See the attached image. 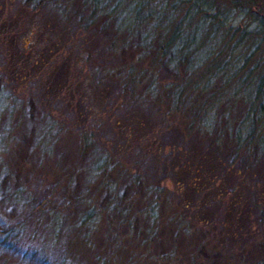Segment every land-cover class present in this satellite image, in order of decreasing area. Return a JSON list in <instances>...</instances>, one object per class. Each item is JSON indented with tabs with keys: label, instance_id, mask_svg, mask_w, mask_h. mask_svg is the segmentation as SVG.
<instances>
[{
	"label": "rangeland",
	"instance_id": "1",
	"mask_svg": "<svg viewBox=\"0 0 264 264\" xmlns=\"http://www.w3.org/2000/svg\"><path fill=\"white\" fill-rule=\"evenodd\" d=\"M51 1L39 0L38 5L32 7L28 0L24 3L20 0H0V73L13 76L14 73L28 72L23 79L15 76L6 82L3 77L0 78V227L18 220L23 223L18 241L11 239L0 244V264H157L156 256L167 251L171 244L182 255L177 264H260L258 260L264 256V231L262 235H257L242 216L246 209L244 202L248 200L246 186L264 190V176L257 181L250 172H244L224 177L218 174L209 180L218 173L219 166L216 168L215 162L199 160L197 173L200 179L195 181V185H202L203 180V188L195 192L179 190L180 199H190L192 202L191 211L197 212L199 207L201 211L204 199L216 189L225 188L229 181L240 182L243 186L242 197H237L234 203L232 197L223 194L225 197L221 195L208 207L209 217H217L220 223L208 231L199 232L200 229L193 228L190 231L178 226L177 218L172 216L170 196H167L170 201L165 200L161 205L158 223L138 215L129 228L124 223L118 226L121 217L119 205L123 196H127L133 187L131 177L128 173L120 177L119 196L114 207L110 208V199L113 197L111 190L100 183V176L95 175L97 156L103 154L106 147L112 152L114 161L117 159L113 176L118 175L119 168L129 161L148 160L143 164L146 168L145 177L140 179L137 186V190L142 193L138 194V206L143 202L146 188L157 177L158 171L164 175V164L167 174L163 181L168 186L174 185L176 180L188 181L190 177V170L183 168L193 162L191 152L184 153V159L179 161L180 164L185 162L186 166L183 167H178L170 156L165 161L153 156L148 159L144 155L149 154L151 149L157 150L156 146L160 142L177 136L181 128L179 123L174 124L177 129L173 132L156 128L154 132L151 131V126H158L155 113L131 102L123 106L117 102L103 105L105 101L100 100L89 85L92 75L88 76L84 72V68L88 70L87 67L90 71L96 60L113 64L135 57V52L141 48L140 42L149 34L151 44L139 55V62L146 63L160 36V29L156 27L158 18L153 17L152 11L165 10L173 3H181V0H149L153 6L139 7L142 11L135 18L132 10L139 0H94L97 19H108L107 36L115 33L118 39L122 38L125 42L122 45H108L106 36L94 32L89 35L86 48L85 42H81L79 37L66 32L65 29L74 28L72 25L64 26L56 8L57 2L50 7ZM64 2L85 15L89 12L92 0H58V3ZM101 12H105V15ZM222 13L221 26L204 21L208 20L206 18L198 20V31L195 33L202 40L197 46H212L220 36V31L214 29H224L222 26L228 23L242 25L247 30L260 29H254L259 24L258 18L247 16L245 11L230 8L223 9ZM185 20L186 16L181 20L183 35L186 36V32L189 35L191 29L193 31L196 28L191 24L185 26ZM116 24L120 25L119 32L114 30ZM97 25L92 29H98ZM58 38L66 43L62 53L60 57L48 59L44 49L53 44L51 49L57 51L61 44ZM56 41L59 44L54 45ZM252 45L255 42L248 49ZM3 46L9 47L8 57H3ZM87 50H90L89 56ZM28 54L37 60L25 62ZM161 66L160 79H166L175 75L182 64L163 63ZM14 82H19V86L13 89L15 93L11 89ZM10 90L17 99L9 96ZM227 105L228 114L224 118L219 117L223 103L213 110L214 123L218 119L224 122L218 126L227 123L228 127L222 131L224 140L229 138L227 129L232 131L238 124L246 104L245 99L238 95ZM48 112L51 117L65 118L66 126L61 128L60 121L48 126ZM132 114L137 120L132 125L134 128L129 120L127 126L124 122L115 124V115L125 119ZM92 117L101 121V127L97 129L102 144L95 149H83L77 124L83 118V125L87 122L89 126ZM122 137L128 140L122 142ZM157 139V144H153L152 141ZM112 143H115L114 146ZM116 143H121V148ZM144 146L151 149L148 151ZM253 156L258 158L257 164H261L264 142L255 147ZM149 160H153L152 165ZM153 163L156 169H153ZM52 187H57L59 194L55 193L57 198L50 201V208L60 209L59 215L52 217L49 211H32L34 203ZM258 195L264 196L260 192ZM85 210L97 212L95 220L91 219L87 225L78 227ZM149 227L154 231V236L150 238L147 237ZM259 229V226L255 228L256 232ZM112 230L118 233L113 236ZM233 230L236 233L230 237L229 232ZM192 249L193 258L190 256Z\"/></svg>",
	"mask_w": 264,
	"mask_h": 264
},
{
	"label": "trees",
	"instance_id": "2",
	"mask_svg": "<svg viewBox=\"0 0 264 264\" xmlns=\"http://www.w3.org/2000/svg\"><path fill=\"white\" fill-rule=\"evenodd\" d=\"M20 1L23 2L25 0ZM28 1L32 7L39 3V0ZM55 2H57L56 8L64 26L72 25L74 28L65 29L66 32H70L71 36L79 37L81 42H85V48L90 38L89 35L91 33L94 34V32L102 37L106 36L105 42L108 41V45L116 46V43L122 45L125 42L122 38L118 39L115 33L107 36L108 19L104 18L101 21L97 19L96 16L98 14L96 13L94 0L90 3L89 12L85 15L71 9L65 2L58 3V0H52L50 7L56 4ZM221 3L222 6L220 7ZM144 5L153 6L150 5L149 0H139L136 7L132 10L134 18L142 11L139 7ZM170 6H173V8ZM181 8H185V10ZM230 8H234L239 12L245 11L247 16L258 18L259 24L254 29H260H257V31L247 30L246 28L243 29L242 25H231L228 23L226 26H222L224 29H214V31H220V36L216 42L212 43V46H197L202 40V37L197 36L195 33L198 31V20L206 18L209 21H204L213 25L217 23L221 26L220 23L224 15L222 13L223 9ZM28 9L33 12L29 7ZM152 13L154 18H158L156 27L160 29V36L152 55L146 63L139 62V55L144 48L151 44L149 34L145 35L142 39L143 41L140 42L142 43L141 48L135 52V57L128 59L126 62L104 64L100 60L94 59L96 62L92 65L90 71L88 67V70L83 68L88 76L92 75L89 85L97 97L105 101L103 105H111L114 102H117L119 106L120 104L123 106L126 102H131L136 104V106L142 105L143 109L150 110V112L158 116V126H151L153 128L151 131L153 132L154 128L173 132L176 128L174 124H180L181 128L177 136L175 135L171 140L166 139L160 142L159 145H155L157 147L155 151L150 148L151 150H149L152 152L146 148L147 146H144L150 154L146 153L144 155L148 159L153 156L165 161L170 156V159L173 158L172 160L178 167H183L185 162L183 163L182 161V164H180L179 161L184 159V153L191 152V155L193 154V162L183 168L190 170V177L188 181L176 180L174 185L168 186L163 181L167 174V167L164 164V175L161 171H158L157 177L146 188L147 192L143 202L141 201L138 206V194L140 191L137 190V186L140 179L145 177L146 168L143 167V164L148 160L134 162L127 160L129 163L123 165L121 169L119 168L118 175L113 176L112 173L114 165L117 164V159L114 161L112 152L106 147L103 149V154L97 156V163L94 164L95 175L100 176V183L111 190L113 197L110 199L112 203L109 206L110 208L114 207L119 196L120 177L125 173H128L131 177L133 187L127 196H123V201L119 205L121 217H119L120 219L117 222L118 226L124 223L129 228L133 224V219L137 218L138 215L147 217L152 223H158L161 205L165 200L169 202L170 200L167 199V196H170V203L172 202L171 211L174 214L172 216L174 219L177 218L175 220L180 228L191 229L190 231H193V228L200 229L199 232L202 230L208 231L220 223L217 217H214V219L211 216L209 217L208 207L219 200L223 194H226L228 198L232 197L234 203L237 197H242L243 192L241 190L243 186H241L240 182L229 181L225 188L216 189L204 199L201 211L200 207L197 212L191 211L192 202L190 199H180L179 190L188 189L195 192L203 188V180H201L202 185H195V181L200 179L197 173V162L199 160L215 162L216 168L219 166L218 173H215L209 180H212L218 174L224 177L229 175L236 176L244 172H250L253 179L257 181L264 176V156L261 157L263 159L261 164H257L256 160L258 158L253 156L255 147L264 142V0H181V3H173L165 10H159L158 12L153 10ZM101 14L105 15V12H101ZM185 16L187 17L185 26L191 24V26L193 25L196 28L193 31L191 29L189 35L186 32V36L183 35L181 21ZM97 21H99L98 25ZM96 25L98 29H92ZM119 27L120 25H117L116 29H114L115 32L121 30ZM64 37L62 35L61 38L64 39ZM61 38H58L59 41ZM254 42L255 45L248 49L251 43L254 44ZM56 43L59 44L56 41L54 45ZM60 43L57 51L56 49H51L53 44L45 47L44 51L48 59L53 56L60 57L65 42L62 40ZM3 47H5L2 52L3 57H8L9 47ZM89 55L90 50H87V56ZM31 59L28 54L25 62H30ZM36 60L32 59V62ZM163 63L172 65L180 63L182 67L175 75L160 79V68ZM27 74L28 72L26 74L18 72L10 76L6 73L3 75L0 73V78L3 77V80L7 82L15 76L18 79H23ZM14 83L11 88L12 91L19 86V82ZM12 91H9V96L12 95V99H17L14 94L16 90L13 91L14 93ZM238 95L245 99L246 105L238 124L232 131L227 129L229 138L224 140L222 131L228 127L227 123L218 126L220 123H224L220 119L214 123L213 110L219 103H223L219 117H226L228 114L227 107L229 106L227 104ZM48 114L49 112L46 113L48 126L58 121H60L59 126L61 128L66 126L67 121L65 118L51 117ZM126 118L116 117L115 115L114 122L115 124L124 122L125 126H127L129 121H131V123L129 122L131 126L137 123L133 114L128 115ZM82 120L83 118L78 121L77 125L79 127L76 128L82 148L92 147L95 149L99 147L102 144V137L97 128L101 127V121L92 117L88 126L87 122L83 125ZM48 126L47 130L49 129ZM132 127L134 128V126ZM203 138L205 140L202 141ZM127 140L121 141L126 142ZM157 141L158 139L152 141V143L157 144ZM187 142L189 145L187 144L186 146ZM121 143H116V145L119 144L118 146L120 147ZM114 144L112 143V146ZM118 146L117 148H119ZM152 161L149 160L150 165H152ZM153 169H156L154 163ZM245 190L248 200L246 199L247 201L244 202L246 209L242 218L260 236L264 231V196H259L258 192L264 194V190L253 189L252 186H246ZM56 192L59 194L57 187H52L46 195H42L34 203L32 211L44 212L45 210L51 212L52 217L58 216L60 209L56 210L54 208L52 210L50 208L53 199L57 198L55 197ZM223 196L225 197V195ZM96 214L97 212L93 210H85V213L79 219L78 227L87 225L88 222L92 221L91 219L95 220ZM22 224L18 220L15 223L0 227V244L9 242L11 239L14 242L18 241ZM240 226L237 228L239 229ZM258 226L261 229L256 232L255 228ZM235 231L229 232L230 237H234L235 234L233 233ZM117 233L118 231L116 230L111 231L113 236ZM153 234L154 231L150 228L147 237H153ZM192 252L190 256L193 258V249ZM181 257L182 255L178 252L177 247L171 244L167 251L156 256V262L157 264H177L178 259ZM258 263H264V256L258 260Z\"/></svg>",
	"mask_w": 264,
	"mask_h": 264
}]
</instances>
